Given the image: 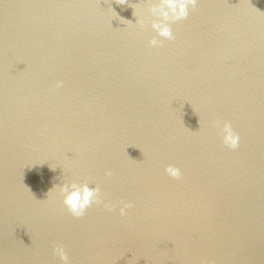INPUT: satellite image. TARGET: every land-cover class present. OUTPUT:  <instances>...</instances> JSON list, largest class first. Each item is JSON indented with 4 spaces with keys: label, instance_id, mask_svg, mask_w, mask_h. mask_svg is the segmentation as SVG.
Here are the masks:
<instances>
[{
    "label": "water",
    "instance_id": "95a60500",
    "mask_svg": "<svg viewBox=\"0 0 264 264\" xmlns=\"http://www.w3.org/2000/svg\"><path fill=\"white\" fill-rule=\"evenodd\" d=\"M120 3L0 0V257L264 264V0H199L161 47L152 0ZM71 182L115 210L72 217Z\"/></svg>",
    "mask_w": 264,
    "mask_h": 264
},
{
    "label": "clouds",
    "instance_id": "9594fccd",
    "mask_svg": "<svg viewBox=\"0 0 264 264\" xmlns=\"http://www.w3.org/2000/svg\"><path fill=\"white\" fill-rule=\"evenodd\" d=\"M126 0H122L123 4ZM199 3V0H155L150 4L149 11L155 19L150 21L151 29L156 33L149 40V46L161 47L164 40H174L175 36L172 30V24L187 19L189 15V9H195ZM135 16V11L133 12ZM135 24H139L142 28L144 26L143 21H137ZM163 38V39H159ZM62 81L56 83V87L62 86ZM214 126L219 129L222 137L223 144L231 149L236 150L240 145V135L236 132L231 123L224 121L222 126L219 121L214 122ZM164 172L167 176L174 180H180L183 177L181 168L168 164L164 168ZM106 176H111V171L105 173ZM58 187L59 193L62 195V203L67 211L74 218L83 217L87 210L93 205L103 204V207L108 211H113L116 208V204L106 202V194L102 193L100 185L90 186L89 183H63ZM51 191L47 195L50 194ZM122 206L119 208V214L121 216L127 215V209L134 207L132 201L121 202ZM53 254L57 256L63 264H69V256L63 244H57L53 247ZM0 264H4V260L0 257Z\"/></svg>",
    "mask_w": 264,
    "mask_h": 264
}]
</instances>
